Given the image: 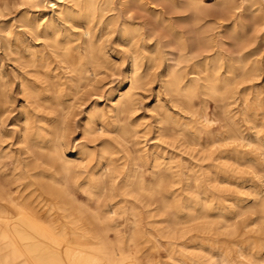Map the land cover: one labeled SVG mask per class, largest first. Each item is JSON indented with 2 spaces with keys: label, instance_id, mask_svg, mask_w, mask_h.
I'll return each mask as SVG.
<instances>
[{
  "label": "bare ground",
  "instance_id": "obj_1",
  "mask_svg": "<svg viewBox=\"0 0 264 264\" xmlns=\"http://www.w3.org/2000/svg\"><path fill=\"white\" fill-rule=\"evenodd\" d=\"M206 5V0H35L14 15L0 9V50L11 69L0 57V264H160L154 249L164 241L174 247L188 235L196 239L188 248L198 253L169 254L164 264H238L237 257L244 264H264L263 247L234 243L241 226L264 231V140L255 120L256 113L264 119V87L255 90L251 105L250 87L238 91L264 74L258 49L244 42L250 31L264 30V0H214L224 27L207 21ZM249 12L250 29L244 15ZM185 26L194 33L186 34ZM159 27L167 38L157 35ZM112 53L121 56L120 69ZM104 71L127 90L109 94L104 108L94 101L79 122L84 141L112 136L95 154L70 139V118L73 101H82L83 90ZM150 77L189 117L183 121L157 101V140L176 135L187 151L203 139L202 150L208 151L215 144L209 129L216 127L217 144H244L259 153L263 167L237 148L215 159L203 155L209 163L196 170L185 166L183 195L177 196L173 158L140 148L131 119L135 92ZM13 89L22 106L6 122ZM239 94L242 120L255 130L250 139L231 114ZM210 104H218L220 112L207 113ZM94 159L93 167L84 165ZM147 161L150 179L140 167ZM243 168L258 174L262 191L232 181ZM126 197L134 202L121 199ZM114 215L125 222L130 217L128 232L114 224Z\"/></svg>",
  "mask_w": 264,
  "mask_h": 264
},
{
  "label": "rangeland",
  "instance_id": "obj_2",
  "mask_svg": "<svg viewBox=\"0 0 264 264\" xmlns=\"http://www.w3.org/2000/svg\"><path fill=\"white\" fill-rule=\"evenodd\" d=\"M35 0H0V9H6L3 11V13L7 14L8 13H13L16 14L18 12H21L25 9H27L29 7V4ZM36 1H43V0H36ZM47 1V0H46ZM207 1V7H208V11L206 13H208L207 15V21L209 22H218L219 25H221L222 27L225 26V23L223 21L224 16L223 11L217 7L216 5H214V0H206ZM241 0H235L236 3H239ZM2 7V8H1ZM221 12V13H220ZM246 15V19H245V24H247V27L250 29L252 26V20L254 18V16H252L251 12L244 14ZM223 16V17H222ZM224 24V26H223ZM186 34H191L194 33L192 32V28H190V26H185L184 27ZM224 30L226 31L227 29L224 28ZM263 33L264 30L258 34H253L252 31H250L249 35L247 36V39L244 41L245 44H247L249 49L252 48H257V60H259L260 62V66H261V70L262 73L264 72V42H263ZM168 34V31L162 27H159L157 29V35L161 36V37H165ZM254 37V38H253ZM108 38V37H107ZM112 39V40H111ZM114 36L112 35V37L110 36L108 38L109 42L113 41ZM166 40V39H165ZM109 44V43H108ZM112 45V44H111ZM109 44V46H111ZM112 47V46H111ZM231 49H233L232 47H226L227 51H231ZM109 51V50H108ZM112 59L114 60L115 64H117V67L120 69L121 67V56L120 55H114L113 53L110 54ZM0 57L3 59V63L2 65L4 67H6L8 70L10 69V65L7 62L6 57H4L3 52L0 50ZM5 59V60H4ZM8 63V64H7ZM158 71H155V73ZM151 78V79H150ZM148 78L141 86L138 90H136V97L135 99L137 100V110L136 113L132 116L131 119H133L134 122L137 123V127L136 130L138 132V141L141 143L140 144V148H146L147 150H157L158 152H163V154L166 157H172L175 164H176V168L174 170H172L173 172L178 174V181H180V184L178 186H175L173 188V191H176L177 196L183 195V192L181 191V188L183 186V181H184V171H185V166H192L195 170L198 169L199 167H202L203 165H206L209 163V161H204L201 160L200 158L204 156L209 157V158H213L215 159L216 157H221V156H226L227 153L228 155L231 154V151H233L234 148H237V150H240L244 153L247 154L248 158L254 159L255 162H257L259 165H261L262 161H261V157L259 156V153L256 151H250L249 148L242 144L241 146L235 147L236 145L229 142L224 143H218L220 145H218L216 142H218L219 140V136L217 135L215 131L214 127L213 129L210 128L209 132H210V136L211 139L213 140V142L215 143L213 146L208 147V151L207 149L204 151L203 146H204V140L201 139L199 144H197V146H193L191 147L192 149L189 150H183L177 143L178 141V136L176 135H172L170 138H168L167 140H157L155 137V130H156V121L158 120V111H156L155 105L157 103V101H160L165 105V107L172 112V114L177 115L176 117L178 118H182L181 120L183 121H187L188 120V116L183 113L182 111H177L176 108L173 107V104L171 103V100H169V98L167 96H165L163 89L160 86V82L157 81L156 78H152L150 77ZM264 74H262L258 80L251 82V84L248 85H240V87L238 88L239 93L244 90L247 87H250V91H249V103L248 105H251L253 103L254 100V92L256 89H260L263 88L264 86ZM127 90V85L125 83H121L118 78L116 76L111 75L109 72L104 71L102 72L99 76H97L96 81L94 82V84H89L88 86H86V88L83 90V93L86 95V97H83L82 101H77L76 99L73 101L74 102V109H73V113H72V117L70 118L71 121V135H70V139L73 141V139L75 138L77 141V143L75 142V146H77L78 144H84L86 143L89 148H91V150L94 151L95 154L99 153V147L102 143L112 140V136L109 135L108 133H103L100 135L95 136V140L93 141V139H89L87 141H84L83 139H80L79 136V130L77 128L79 122L83 121L82 119L85 117V112L86 110H88L92 103L94 101L99 102L102 107L104 108L105 105H107V96L109 94H113V96H117L118 93H123L124 91ZM15 89H13L11 91V95L13 98V102L11 103V105H9L7 107V112L5 114V118L6 122L13 118V116H16L22 106L21 104V97L19 95L15 94ZM92 94H94V96H90ZM237 98L239 99L236 102V105L234 104L233 107H231V114L235 113L237 116L238 121L241 123L239 124L242 134H244V136L248 139H250L251 137H253V133H255L254 129H250V125L246 124L243 122L242 117H241V109H242V98L240 96V94L237 96ZM252 101V102H251ZM251 102V103H250ZM251 113L253 111H255V108H252L249 110ZM220 112V106L218 104H210L208 106V110L207 113L211 114H215V113H219ZM255 120H258L256 125L259 126V134L262 137V139L264 140V119H262L261 115L259 113H256ZM9 123V122H8ZM193 123L197 124L196 120L193 119ZM9 125V124H8ZM10 128V127H9ZM109 129H111L109 127ZM143 134H145L143 136ZM200 134L203 136V138H206L204 129L201 128L200 129ZM71 141V144L69 145V149L71 150L73 148L74 143ZM216 141V142H215ZM199 145V146H198ZM226 145V146H225ZM233 145V146H232ZM216 146V147H215ZM210 148V149H209ZM192 150V151H190ZM199 150V151H198ZM209 154V155H208ZM208 155V156H207ZM79 157L85 158L82 155H80ZM197 159H200L199 161ZM204 161V162H203ZM96 159H94L93 161H88L85 160L84 161V165H86L88 168L93 167L96 164ZM89 165V166H88ZM149 167H147V166ZM145 166V169H144ZM199 166V167H198ZM141 167V171L143 174H145V177L147 179H150L149 177H151V173H149V161L140 164ZM197 167V168H195ZM261 167H263V165H261ZM261 169V168H260ZM244 173H237L235 172V174H232V181L236 184H239L242 187H247V186H251L253 189H256L257 191H262V187L260 184V181L258 180L257 175L258 174H254L252 173V171L248 170V169H244L243 168ZM260 173V172H259ZM244 191L246 192L247 190H241V192ZM252 193V191H250ZM123 199V201H130L132 202L133 200L129 197L126 198H121ZM134 202V201H133ZM143 210V209H141ZM141 217H142V221L145 225V223L147 222V214H146V210L141 212ZM112 221L114 222L115 225H118L120 227V229L123 230V232L126 233V231H129V222H130V217H128V220H124V218H119V216L114 215ZM124 221V222H123ZM245 229V231H244ZM247 230V231H246ZM252 231V232H251ZM239 233L241 235H239L237 237V242H234L236 244H239L240 246L246 247L249 244H257L260 245L261 247H263V249L261 250V253L264 255V231H259L257 229V227H250V228H245L244 226L239 227ZM259 233V234H258ZM261 234V235H260ZM191 238L189 235L184 237V240L182 241V243L179 244H174V247L169 246V242L172 241H168V243H166V241H164L163 243V247L161 246H157L154 249V256L156 257V260L160 263V264H164V263H168L169 259L168 256L169 254L172 256L175 255H180L182 253H184L185 255H187L188 257H192L193 255H196L198 252L197 251H193L192 249L188 248V244L190 242H194L196 241V239H189ZM210 244H213V240L214 238L210 237ZM251 239V240H250ZM254 240V241H253ZM256 240V241H255ZM234 249V251L238 250V246L232 244L231 245ZM187 247V248H186ZM49 255H52L51 251H48ZM194 252V253H193ZM48 254V253H47ZM200 260V258H198ZM236 263L240 264V263H245L243 261V259L241 258H235Z\"/></svg>",
  "mask_w": 264,
  "mask_h": 264
}]
</instances>
